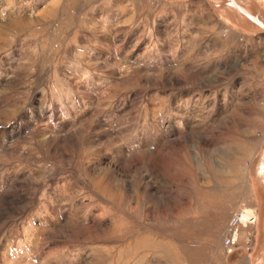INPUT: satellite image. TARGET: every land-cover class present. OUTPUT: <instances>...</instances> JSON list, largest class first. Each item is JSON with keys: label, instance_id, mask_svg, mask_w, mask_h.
I'll use <instances>...</instances> for the list:
<instances>
[{"label": "rangeland", "instance_id": "374dc122", "mask_svg": "<svg viewBox=\"0 0 264 264\" xmlns=\"http://www.w3.org/2000/svg\"><path fill=\"white\" fill-rule=\"evenodd\" d=\"M233 1L264 24V0H0V264H264V26Z\"/></svg>", "mask_w": 264, "mask_h": 264}, {"label": "bare ground", "instance_id": "6f19581e", "mask_svg": "<svg viewBox=\"0 0 264 264\" xmlns=\"http://www.w3.org/2000/svg\"><path fill=\"white\" fill-rule=\"evenodd\" d=\"M231 4L234 5V4H236V2L233 1ZM240 7H242V6H240ZM242 9L247 12L248 15L247 14H245V15L249 19H251V20L257 22L258 24H261L262 26H264L263 22L260 19H258L255 15L251 14L245 8H242ZM253 17H255V18H253ZM16 23L17 22H15V24ZM245 209H247V208L241 209L240 212L235 213L231 217L230 221L228 222L226 232H225V235L223 237V241L225 238H228V244H225L223 242V247L225 248V250L227 252H230L236 246V244L238 245L239 236L241 234V232H240L241 227L242 226L248 227L250 224L256 223V220H257L256 210L254 208H251L252 211L249 213V211L245 210ZM228 248H230V249L228 250Z\"/></svg>", "mask_w": 264, "mask_h": 264}, {"label": "water", "instance_id": "95a60500", "mask_svg": "<svg viewBox=\"0 0 264 264\" xmlns=\"http://www.w3.org/2000/svg\"><path fill=\"white\" fill-rule=\"evenodd\" d=\"M234 6H235L237 9H239L241 12L247 14V12H246L245 10H243L241 7H239L238 5L234 4ZM247 15H248V14H247ZM253 18H255V17H253Z\"/></svg>", "mask_w": 264, "mask_h": 264}, {"label": "built area", "instance_id": "2783aa9c", "mask_svg": "<svg viewBox=\"0 0 264 264\" xmlns=\"http://www.w3.org/2000/svg\"><path fill=\"white\" fill-rule=\"evenodd\" d=\"M225 244H228V238H225L224 241H223ZM230 248H228L229 250Z\"/></svg>", "mask_w": 264, "mask_h": 264}, {"label": "crops", "instance_id": "0c3cea01", "mask_svg": "<svg viewBox=\"0 0 264 264\" xmlns=\"http://www.w3.org/2000/svg\"><path fill=\"white\" fill-rule=\"evenodd\" d=\"M237 5H238L239 7L242 6V5H239V4H237ZM241 8H245V7L242 6ZM245 9H246V8H245ZM239 11H240V10H239ZM240 12H241V11H240ZM242 13H243V12H242ZM244 14H245V13H244Z\"/></svg>", "mask_w": 264, "mask_h": 264}, {"label": "flooded vegetation", "instance_id": "af4514ba", "mask_svg": "<svg viewBox=\"0 0 264 264\" xmlns=\"http://www.w3.org/2000/svg\"><path fill=\"white\" fill-rule=\"evenodd\" d=\"M262 21V20H261ZM257 213V212H256Z\"/></svg>", "mask_w": 264, "mask_h": 264}]
</instances>
